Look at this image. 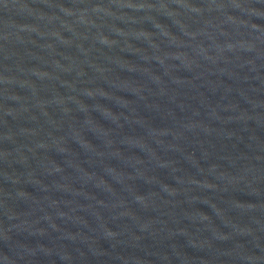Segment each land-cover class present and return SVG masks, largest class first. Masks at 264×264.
I'll use <instances>...</instances> for the list:
<instances>
[{
    "label": "water",
    "instance_id": "obj_1",
    "mask_svg": "<svg viewBox=\"0 0 264 264\" xmlns=\"http://www.w3.org/2000/svg\"><path fill=\"white\" fill-rule=\"evenodd\" d=\"M0 264H264V0H0Z\"/></svg>",
    "mask_w": 264,
    "mask_h": 264
}]
</instances>
